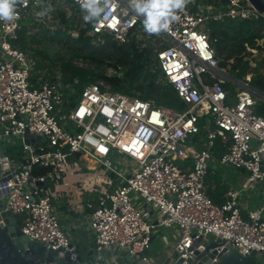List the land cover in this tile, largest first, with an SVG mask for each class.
I'll return each mask as SVG.
<instances>
[{
	"label": "built area",
	"instance_id": "1",
	"mask_svg": "<svg viewBox=\"0 0 264 264\" xmlns=\"http://www.w3.org/2000/svg\"><path fill=\"white\" fill-rule=\"evenodd\" d=\"M44 1L26 0V6L18 5V20L0 21V148L18 147L22 152L17 160L0 157V226H5L1 214L8 212L31 242L82 264L59 224L48 187L58 182L69 188L68 175L78 172L72 168L68 173L76 165L72 161L86 155L96 160L94 178L101 189L85 202L95 243L90 264H101L102 253L109 250L129 264L131 258L150 264L146 254L160 230L170 233L176 257L190 264L198 263L194 252L203 254L208 241L217 244L203 256L208 264H218L231 249L243 257L261 258L264 116L254 113L250 78L233 77L229 62L220 65L208 26L264 20V12L248 0H192L169 30H160L163 41L155 45L152 40V69L184 104L179 111L115 92L103 80L84 86L71 104L72 88L60 73L48 80L35 77L34 60L14 42L29 9ZM70 5L90 14L79 0H70ZM94 7L102 11L99 21L89 20V36H109L119 44L134 38L140 48L144 40L151 43L142 23L146 17L134 14L131 0H97ZM226 86L239 89L232 103L226 102L232 95ZM25 137L30 144H25ZM120 157L129 162L124 163L129 171L117 170ZM213 163L245 172V184L228 186L221 204L205 191ZM35 167L46 172L33 175ZM131 193L138 205L131 202ZM14 216L21 217L20 222Z\"/></svg>",
	"mask_w": 264,
	"mask_h": 264
},
{
	"label": "trees",
	"instance_id": "2",
	"mask_svg": "<svg viewBox=\"0 0 264 264\" xmlns=\"http://www.w3.org/2000/svg\"><path fill=\"white\" fill-rule=\"evenodd\" d=\"M203 3H223L226 4L228 0H201ZM74 8V7H73ZM75 9V8H74ZM80 13L79 10H76ZM60 13V12H58ZM59 20L63 28H57L52 32L46 31L45 35H49L52 43L61 45V48L67 56L68 60L59 59V72L63 78L64 83L72 84L77 80L75 89L79 91L88 84L94 83L98 80L105 81L115 92L124 93L127 95H136L143 101H151L155 107L167 108L173 110H183L184 104L177 97L175 91L170 86H164L159 80V71L152 69L154 58L152 51L149 48H140L135 43L134 38H131L125 44H119L109 36H102V42L94 41L96 38L88 35L90 29V21H84V28L77 30L76 36H71L68 23L64 14L60 13ZM209 34L211 39H215L214 49L216 57L221 66H226L229 61L232 62L233 77L241 79L247 70V62L243 61L249 54L246 53L247 48L250 50H261L264 53V20L262 19H237L228 20L221 23H212L209 26ZM20 35H26V28L22 27L19 31ZM26 38V37H25ZM31 43H39L36 35L29 38ZM262 41L259 46L258 42ZM96 42V43H95ZM18 47L23 51L26 49L25 39L17 41ZM41 59L35 63V75L42 76L44 80L50 77V71L47 75L40 73L44 66L42 60H45L43 54L38 53ZM73 59H81L82 61L94 64L97 70H91L76 66L72 63ZM264 64V59L262 61ZM37 64V65H36ZM105 65L120 73L117 75L107 76L104 70L100 67ZM48 77V78H47ZM250 87L255 91L254 98L258 102H263L260 99L264 94V76L259 75L252 78ZM134 93H131V92ZM74 96L70 97L72 101ZM74 102V100H73ZM73 102L71 104H73ZM254 112L256 115L264 116V104L255 106ZM4 154L10 159H19L22 152L13 155V151L9 150ZM9 158V157H8ZM46 170L37 167L33 170V175H42ZM211 180H217L213 175L207 177V194L215 203L221 204L223 194L226 192L225 188L212 190L210 187ZM217 182V181H216Z\"/></svg>",
	"mask_w": 264,
	"mask_h": 264
},
{
	"label": "rangeland",
	"instance_id": "3",
	"mask_svg": "<svg viewBox=\"0 0 264 264\" xmlns=\"http://www.w3.org/2000/svg\"><path fill=\"white\" fill-rule=\"evenodd\" d=\"M262 3H264V0H261ZM64 14L68 23V28L69 32L71 34V36L75 37L77 30L79 28H84L85 27V23H84V16H86V14H84L83 12H78L76 11V9H74L71 5H70V0H45L42 4H38L37 8H33L31 7L29 9V14L28 17L26 19V21L24 22V24L22 25V27L26 28V35H20L19 33V38L18 41L20 39H25V44H26V49L25 52L30 56V58H32L34 60V62L36 63L38 59H41L38 56V53H41L44 55L45 60H42V65L44 66V69H42V71L40 73L47 75V71H50L51 74H49L48 77H52L54 75V73H56L55 75H57V73L59 72V59H65L68 60L69 56H67L65 54V52L63 51V49L61 48V45L57 44V43H52L51 40L49 39V36L52 34L50 33L49 35H45L44 36V32L49 31L52 32L55 29H59V28H63L61 21L59 20V15L60 13ZM21 27V28H22ZM209 29V27H208ZM36 35L38 37L39 43H31L29 38L31 36ZM145 36L147 37V39H151V43L148 41L144 40V45L146 48H149L151 51H154L156 49V46L160 41H163L162 39H160V36L157 34H151L149 35L148 33L145 34ZM26 37V38H25ZM102 38H96L94 41L98 42H102L101 40ZM152 40L155 41V45H153ZM95 42V43H96ZM15 45H17V42H14ZM262 44V41L258 42V45L260 46ZM18 46V45H17ZM246 53H248L249 55L245 57V59L243 60L244 62H247V70L245 72V75L243 76V78L245 77H249L250 81L252 78H256L259 75L264 76V64L262 63L263 59H264V53L261 50H253V51H248L246 50ZM229 61V73L233 74V71L231 69L232 67V62ZM72 63L76 66H82L83 68H87V69H91V70H97V67L94 64H90V63H86L84 61H82L81 59H73ZM37 65V64H36ZM102 70L105 71V73L107 74V76H112V75H117L120 77V73L111 69V68H107L105 67V65H102V67H100ZM36 77V76H35ZM42 77V76H39ZM47 77V78H48ZM43 78V77H42ZM49 78V79H50ZM242 78V79H243ZM62 82L63 78H62ZM65 85H70V87L72 88V92L74 96V102L73 100L71 102L75 103L79 94H77L79 91H77L75 89L76 84H69V83H64ZM250 85V84H249ZM112 88V87H111ZM225 89H230L232 91V95L230 98H227L226 102L227 103H232V100H234L237 92L239 91L238 88L236 87H232L229 88L228 86L225 87ZM131 93H134L133 91ZM138 96L137 93H134ZM262 99V101H264V94H262L260 96ZM256 105H260V104H264L263 102H258L256 99ZM255 106L253 109H255ZM255 113V112H254ZM16 146L20 145V141L16 140ZM13 151V155L18 153L20 151V149L18 147H12L9 150ZM4 150L5 153H8V148L7 146H4ZM9 159L10 156L8 155ZM74 161L77 163L75 166H70V169L68 170V173H70L72 171V168L74 169V172H77V170L79 172H82V170H85L86 167L88 169H92L94 168V165L96 163V161H92V160H84L82 161V158L76 159L74 158ZM112 161L114 162L115 159ZM73 162V161H72ZM74 163V162H73ZM124 163H127V165H129V162L122 159L121 157L119 158L118 163L116 164V168L117 170H120L122 168H125L127 171H129L128 166H124ZM98 168V167H97ZM96 172V171H95ZM214 172V174H213ZM93 174H95L93 172ZM211 174V176L213 175V178L215 177L217 180H211L210 182V187L212 190L215 189H220V188H225V190L229 187H233L230 181V179H235L236 183L238 184V187L242 186L243 184H245L246 178H245V172L243 170L234 168L232 166H225L222 167L220 165H218L217 163H213L210 167V172L208 173L207 177H209ZM70 175V177H68V181L70 183V187L68 189H72L73 191L76 192L75 195H67L65 194V200L66 202L69 203V200H72L73 198H75L76 200L80 201V197H82L81 195L83 194L84 196L81 198L82 202H83V209L84 212L87 211L85 210V196L86 194L82 193V188H81V184L83 183V178L77 176L76 174ZM73 176V177H71ZM206 177V180H207ZM71 178H75V179H71ZM206 180H205V191L207 193V184H206ZM227 181L228 186H226L225 181ZM217 181V182H216ZM230 182V183H229ZM52 186L56 187V190H54L52 188ZM59 189V184L58 182H51L49 184L48 187V193L51 195V197L54 199L56 196H61V193L58 192ZM225 194V193H224ZM223 194V195H224ZM64 195V194H63ZM62 195V197H63ZM208 195V194H207ZM130 200L131 202H135L137 205L140 203L139 200H134L135 196L133 193L129 194ZM52 204H53V200H52ZM54 209L55 211H61L58 210L57 207H55L54 205ZM87 214V213H86ZM85 214V215H86ZM14 218L16 219L17 222H20L21 217L18 216H14ZM175 232V231H172ZM158 239V238H157ZM156 239V240H157ZM168 242H169V247L170 251H169V255L172 257H176L178 256L176 251L172 250V246H171V240L172 238H167ZM207 243H210L209 241ZM162 244L164 246V241H162ZM165 247V246H164ZM158 251H160V249L158 248H154V253H157ZM257 264H264V255L256 260Z\"/></svg>",
	"mask_w": 264,
	"mask_h": 264
},
{
	"label": "crops",
	"instance_id": "4",
	"mask_svg": "<svg viewBox=\"0 0 264 264\" xmlns=\"http://www.w3.org/2000/svg\"><path fill=\"white\" fill-rule=\"evenodd\" d=\"M89 160H92L91 158L87 157ZM82 161H84V158H82ZM74 162V160H73ZM77 164V163H76ZM97 169V165L95 163L94 168L88 169L86 167L85 170H82V172H77L76 175L83 178V183L80 185L82 188V193L86 194L85 196V202L87 200H93L95 199L97 193L101 190L100 187H98V184L95 182V170ZM75 176V175H73ZM71 176V177H73ZM70 177V174L68 175ZM72 180L75 178H71ZM226 183V186H228L227 181L224 180ZM231 183L234 188H238V184L236 183L235 179H230ZM58 192L61 193V196H56L53 199V207H57L59 211H55L59 220V224L61 228L65 231V233L68 235V237L71 239L73 246L78 252V254L81 256V263L82 264H90L94 258L95 254L93 253L94 249V237L91 233L88 222L86 219V213L83 209V202L82 197L83 194L80 197V201L73 198L72 200H69V203L65 200V194L67 195H75L76 192L73 191L71 188H65L60 183ZM70 186V185H69ZM54 190H56L55 186H52ZM57 191V190H56ZM64 194V195H63ZM63 195V197H62ZM224 198V195H223ZM256 201V200H255ZM86 210V209H85ZM86 214V215H85ZM73 226H76L75 229H72ZM80 226V227H79ZM170 233L166 230H160L157 234L156 238L154 239L150 251H148L147 258L149 260L150 264H165L166 259L169 258V242L167 241V238H170ZM158 238V239H157ZM157 239V240H156ZM162 241H164V246L162 244ZM172 243V240H171ZM154 248L160 249L157 253H154ZM102 261L101 264H129V260L121 256L117 251L115 250H109L105 251L101 255ZM130 261H132V264H137V260L135 258H131Z\"/></svg>",
	"mask_w": 264,
	"mask_h": 264
},
{
	"label": "water",
	"instance_id": "5",
	"mask_svg": "<svg viewBox=\"0 0 264 264\" xmlns=\"http://www.w3.org/2000/svg\"><path fill=\"white\" fill-rule=\"evenodd\" d=\"M248 1L256 9L264 12V4L261 0ZM24 142L25 144H30L31 139L29 137H25ZM0 157L5 159L4 152L1 148ZM1 208L2 206L0 205V209ZM1 217L4 219L5 226H0V264H74L70 261L69 256L64 252L46 250L42 245H40V243L31 242L22 234L20 227L14 225V219L10 217L8 212L2 213ZM196 245L197 243L195 246ZM216 246V243H209L205 246L203 254H199L198 251L194 252L197 256V264H208V259L203 258V256ZM258 258L259 256L243 257L235 250L231 249L221 256L218 264H257L256 260ZM77 261H81L80 255H78ZM137 264L141 263L137 262ZM165 264H190V260L188 259L187 261H183L178 257H172L166 259Z\"/></svg>",
	"mask_w": 264,
	"mask_h": 264
},
{
	"label": "clouds",
	"instance_id": "6",
	"mask_svg": "<svg viewBox=\"0 0 264 264\" xmlns=\"http://www.w3.org/2000/svg\"><path fill=\"white\" fill-rule=\"evenodd\" d=\"M82 8L90 10V14L84 16L85 21H99V12L102 9L94 7L97 0H79ZM135 9V15L144 14L142 21L144 31L151 34H159L161 29L169 30L170 25L176 21L178 12L184 11L192 0H131ZM24 4L26 0H0V21L13 22L19 19L18 5ZM95 18V19H94Z\"/></svg>",
	"mask_w": 264,
	"mask_h": 264
},
{
	"label": "bare ground",
	"instance_id": "7",
	"mask_svg": "<svg viewBox=\"0 0 264 264\" xmlns=\"http://www.w3.org/2000/svg\"><path fill=\"white\" fill-rule=\"evenodd\" d=\"M83 158H84L85 161L88 160L86 155H84ZM92 161H96V160L92 159Z\"/></svg>",
	"mask_w": 264,
	"mask_h": 264
}]
</instances>
